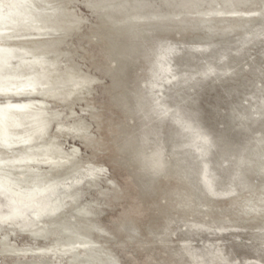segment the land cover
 I'll return each mask as SVG.
<instances>
[{"label":"rangeland","instance_id":"obj_1","mask_svg":"<svg viewBox=\"0 0 264 264\" xmlns=\"http://www.w3.org/2000/svg\"><path fill=\"white\" fill-rule=\"evenodd\" d=\"M117 1L53 2L57 66L91 83L52 104L84 131L52 125L66 160L38 164L57 213L0 193V264H264V0ZM138 4L161 17L125 21Z\"/></svg>","mask_w":264,"mask_h":264},{"label":"bare ground","instance_id":"obj_2","mask_svg":"<svg viewBox=\"0 0 264 264\" xmlns=\"http://www.w3.org/2000/svg\"><path fill=\"white\" fill-rule=\"evenodd\" d=\"M93 1L103 8L112 10L125 7V2L117 0ZM53 2L54 0H14L8 12L0 11V92L34 95L20 101H11L14 98H9L8 101L0 102V156L10 155L0 157V193L12 199L14 206L36 199L47 205L46 211L57 213L63 207L65 192L60 194L57 190L59 193L57 195L55 190L59 180H56V177H45L38 164L47 163L54 166L56 170L57 166L66 160L63 143L59 141L57 134L50 132L52 125L64 131L70 130L71 133L72 131L80 132L82 128L61 120V110L57 108V105H53L52 101L57 99L63 104L72 99L74 94L87 89L89 86L86 87V85L91 82L87 76H76L75 71L74 73L62 72L57 66L58 57L53 55L54 50L51 49L53 35L63 32L67 24L64 19L66 11L58 7L59 5L53 6L55 4ZM187 5L186 0V7ZM142 8L143 4L135 5L134 13L125 21L143 20L147 16L148 18L161 17L158 14H142L140 12ZM217 8L201 12L204 15L201 13L200 15L208 16L210 12L223 13V9ZM74 19L70 23H73ZM5 31H34V34H48V37L42 40L26 38L6 42L1 34ZM14 59L15 62H13ZM63 106L70 108V114L73 115V105ZM197 135L198 139L200 137L204 139L203 136ZM202 152L205 153V150ZM60 166L62 167L63 164ZM207 169H209L208 166L205 167L204 173ZM14 170L20 171L15 173ZM206 179L208 183H211L209 176L206 175ZM54 194L55 198H52ZM20 209L17 212H22ZM23 214L24 212L21 215Z\"/></svg>","mask_w":264,"mask_h":264}]
</instances>
